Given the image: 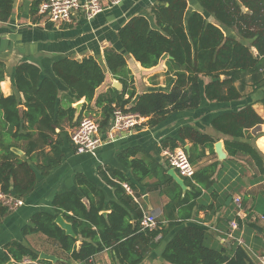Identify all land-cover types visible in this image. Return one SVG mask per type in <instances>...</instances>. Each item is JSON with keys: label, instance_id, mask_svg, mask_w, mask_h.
<instances>
[{"label": "trees", "instance_id": "16d2710c", "mask_svg": "<svg viewBox=\"0 0 264 264\" xmlns=\"http://www.w3.org/2000/svg\"><path fill=\"white\" fill-rule=\"evenodd\" d=\"M15 1L0 0V21L9 20ZM42 1L33 0L32 12H38ZM198 2L219 25L208 22L197 11L187 15V0H160L152 9L156 28L147 17L135 16L119 29L123 51L107 48L105 63L123 83V89L111 88L96 98L101 113L90 115L99 119L101 130L109 128L116 107L137 112L148 118L150 126H155L172 112L198 108L204 96L210 101L230 102L244 97L249 87L254 92L264 87V0ZM222 27L235 29L240 38L225 34ZM127 54L144 68L155 67L164 56H170L167 73L175 76L171 90L147 91L130 105L136 89ZM53 72L72 94L67 103L59 99L55 83L43 77L40 68L30 62L18 64L14 71V85L21 97L5 96L0 87V188L20 198L34 189L36 167L47 174L60 164L64 157L63 135L69 137L65 126L74 128L83 117L82 112L76 119L77 109L72 104L85 99L84 111L106 78L104 67L93 57L59 59ZM5 77V64L0 60V83ZM203 77H209V82L203 84ZM263 123L252 103L217 114L211 124L230 137L225 139L228 158L196 168L192 179L184 178L190 187L185 194L167 173L170 167L166 162L149 154L139 157L143 151L138 147L127 148L118 157L131 175L121 169L100 171L102 179L115 189V201L108 202L97 183L78 175L79 190L58 193L52 210L31 216L30 223L22 228L23 236L41 234L66 253L67 261L79 264H92L90 260L106 250L111 251L117 264H143L150 251L163 242L161 258L168 264H255L243 245H223L205 227L187 222L200 210L217 209L213 202L206 204L201 199L204 191L223 206L232 194L241 192L239 172L244 174L247 169L241 161L254 171L249 179L251 184L264 181V154L254 142L260 132H252ZM178 133L179 139L194 145L195 150L189 154L193 165L205 156L206 149L215 154V139L210 134L189 126L181 127ZM177 139H164L159 152L162 148L181 147ZM124 184L136 193H129ZM137 185L168 198L163 218L153 229L142 227L144 211L135 199L141 197ZM250 196L252 193L247 191L245 201ZM253 205L264 216V196L254 199ZM105 211L108 213L104 214ZM9 212L0 204V220ZM59 215L72 224L75 237L67 235L55 222ZM253 216H247L248 227ZM234 217L242 227L243 220ZM39 254L30 245L15 240L5 245L0 264L10 260L17 264H53L39 259ZM26 259L32 263H25Z\"/></svg>", "mask_w": 264, "mask_h": 264}, {"label": "crops", "instance_id": "0c3cea01", "mask_svg": "<svg viewBox=\"0 0 264 264\" xmlns=\"http://www.w3.org/2000/svg\"><path fill=\"white\" fill-rule=\"evenodd\" d=\"M160 0H125L119 5L109 6L105 4V9L92 20H86L82 14L76 13L71 23H53L47 22L38 12L31 10L33 0H16L14 3L13 13L9 20L0 21V60L3 61L6 68L5 80L0 83L1 91L5 96L21 94L17 92L14 85V71L16 66L22 62H30L37 65L43 77L52 80L58 89V96L62 103H67V97L72 94L69 89L57 78L53 72L54 63L62 58H72L82 60L93 57L104 67L106 78L103 84L97 89L94 100L87 105L85 99L72 104L74 108L81 104L80 114L90 115L92 112L101 113V108L96 106V98L99 95L107 93L111 88H116L117 80L108 70L105 63V50L114 48L117 51H123L120 39L119 29L128 23L135 16H145L149 19L153 28H156V20L153 14V7ZM188 7L186 14L193 11L202 13L208 22L219 25L218 21L212 14L203 9L198 0H187ZM225 34L240 38L235 29H225ZM257 53L255 48H252ZM127 64L134 77V87L136 96L131 100L133 105L138 96L151 90L169 91L175 82V76L168 74L167 61L170 56H164L159 64L152 68H144L136 61L132 55L127 54ZM203 84L209 82V77H203ZM122 83V82H121ZM123 89V83L121 89ZM251 87L245 92V96L239 100L230 102H216L203 98L202 103L196 109H186L170 113L164 120L155 126H150L146 118L143 125L127 132H116L111 129V124L107 130L100 129V136L103 144L96 154L78 153L70 135L74 128L65 126L69 137L63 135L62 150L64 157L59 165L53 168L47 174H42L39 168H35L37 173V182L34 189L23 198L24 204L17 209L10 211L0 220V254L3 253L4 247L9 242L18 240L22 241L39 252L45 251L58 256L61 261L67 259L66 254L51 243L49 239L41 234H31L23 236L22 228L30 223L31 216L36 212L52 210V202L58 193L66 191H78V175H84L94 181L104 191L108 202L117 199L115 189L107 184L101 177L100 171L106 168L121 169L131 175V170L126 169L119 160V154L130 147L142 149L138 156L151 155L161 162H165L159 149L164 139L178 138L181 148L188 154L194 149V145L188 140L179 139L178 130L181 127L189 126L199 129L210 134L214 139L215 154L209 149L205 150V156L194 164L195 168L218 160L223 161L228 158V152L225 147V139L230 137L216 131L211 121L219 113L229 110H237L245 105L252 103L255 110L264 119V87L258 91H252ZM128 97V95H126ZM60 132V129H57ZM253 133L260 135L255 138V145L264 154V123L258 128L252 130ZM222 143V149L226 154L224 159H220L216 152L215 144ZM195 150V149H194ZM201 151V148H199ZM247 169L248 166L241 161ZM244 166V167H245ZM245 167V168H246ZM242 175V182H239L240 193H234L233 201L227 204V200L220 205V200L208 197V192L204 191L201 199L204 203L217 206V209L200 210L187 223L198 224L205 227L216 239L223 245H235L236 239L228 236L230 223L240 217L243 220V226L235 232L236 237L242 239L243 245L249 252L250 257L255 264H260L257 255L264 254V216L253 205L254 199L264 196V181L251 184L249 179L253 176L254 171L248 169ZM236 178H234L235 180ZM153 182V180H148ZM127 185V184H126ZM125 186V184H124ZM128 186V185H127ZM138 193L141 197H136L143 208L144 212L157 215V219L163 218L164 205L168 202L166 196H161L157 192H147L146 187L137 185ZM127 189V188H126ZM127 191L131 194L136 193L131 189ZM251 192L250 199L245 201V193ZM241 198V208L234 202L235 198ZM263 206H260L262 209ZM253 213V220L250 223H256L262 230L246 225L248 214ZM234 217V218H233ZM161 244L157 249L150 251L143 264H168L161 258ZM239 244V243H238ZM29 259L25 260V263ZM90 262L92 264H117L113 262V256L110 250L103 251L94 256ZM79 264V263H77Z\"/></svg>", "mask_w": 264, "mask_h": 264}, {"label": "built area", "instance_id": "2783aa9c", "mask_svg": "<svg viewBox=\"0 0 264 264\" xmlns=\"http://www.w3.org/2000/svg\"><path fill=\"white\" fill-rule=\"evenodd\" d=\"M125 0H43L38 8V13L47 21L53 23H71L76 13L82 14L86 20H92L109 6L119 5ZM146 118L137 112L125 111L116 107L111 122V129L116 132H127L144 124ZM99 119L94 115H84L78 125L74 127L70 138L78 153L96 154L102 146L103 139L99 134ZM161 154L170 168H174L183 178L192 179L196 168L191 163L189 154L181 147L170 149L162 148ZM130 191V188L125 184ZM131 192V191H130ZM234 202L241 208V198H235ZM0 204L13 211L24 204L23 198L12 193H6L0 188ZM157 215L144 212L141 221L143 228L153 229L157 225ZM240 230L236 220L231 221L228 236L243 244L242 239L236 237L235 232ZM260 264H264V254L257 255ZM28 262H31L28 260ZM32 263V262H31ZM36 263V262H35ZM41 264V263H36Z\"/></svg>", "mask_w": 264, "mask_h": 264}, {"label": "water", "instance_id": "95a60500", "mask_svg": "<svg viewBox=\"0 0 264 264\" xmlns=\"http://www.w3.org/2000/svg\"><path fill=\"white\" fill-rule=\"evenodd\" d=\"M116 88L118 89H121L122 87V83L117 80V84L115 85ZM81 107L82 105L81 104H78L76 105V109H77V112H76V119L79 117L80 115V111H81ZM215 148H216V152L218 153L219 155V158L220 159H224L226 157V154L225 152L223 151L222 149V143L221 142H217L215 144ZM18 154L20 155H23L24 152L20 149H14ZM182 188L183 190V194L186 193V191L188 189H190V187L186 184L185 182V179L179 175V173L174 169V168H169L168 169V172H167ZM84 201L87 203V200L84 199ZM233 201V196H230L228 199H227V204L231 203ZM104 214H107L108 212L105 211L103 212ZM55 222L62 228L65 230L66 234L67 235H70V236H76V233L73 229V226L70 222H68L67 220L64 219V217L62 215H59ZM254 228L258 229V230H262L261 227H259L256 223H250ZM228 245V244H227ZM229 246V245H228ZM39 259H42V260H47V261H51L53 263H57L58 261H60L61 259L54 255V254H50V253H47L45 251H42L40 252L39 254ZM7 264H17L14 260H10ZM248 264H252L251 262L248 261Z\"/></svg>", "mask_w": 264, "mask_h": 264}, {"label": "rangeland", "instance_id": "374dc122", "mask_svg": "<svg viewBox=\"0 0 264 264\" xmlns=\"http://www.w3.org/2000/svg\"><path fill=\"white\" fill-rule=\"evenodd\" d=\"M63 252V251H62ZM64 254H66L65 252H63ZM113 262L115 263V260L113 259ZM53 263V262H52ZM53 264H77V263H75V262H72V261H67V259L66 260H64V261H61V262H57V263H53Z\"/></svg>", "mask_w": 264, "mask_h": 264}]
</instances>
